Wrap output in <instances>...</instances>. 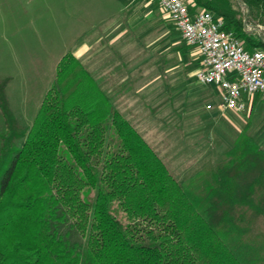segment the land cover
<instances>
[{
  "label": "trees",
  "instance_id": "16d2710c",
  "mask_svg": "<svg viewBox=\"0 0 264 264\" xmlns=\"http://www.w3.org/2000/svg\"><path fill=\"white\" fill-rule=\"evenodd\" d=\"M242 1L191 3L264 50L243 24L245 12L264 24V0ZM8 80L0 76V264H264V151L246 127L222 162L179 181L72 52L29 124L9 105Z\"/></svg>",
  "mask_w": 264,
  "mask_h": 264
},
{
  "label": "rangeland",
  "instance_id": "374dc122",
  "mask_svg": "<svg viewBox=\"0 0 264 264\" xmlns=\"http://www.w3.org/2000/svg\"><path fill=\"white\" fill-rule=\"evenodd\" d=\"M87 3L88 0H0V76L9 78L5 91L18 120L31 122L54 78L56 59L67 43L64 37L74 29H84L85 33L90 30L89 35L84 34L83 39L78 35L69 44L88 45L83 65L173 176L185 181L216 166L218 162L212 166L215 153L224 149L218 147L219 140H225L228 133L226 122L219 123L226 113L215 109V89L195 79L199 67L196 50L183 42L156 2L136 5L142 17L133 26L125 23L131 20L126 16L135 3L129 4L123 15V33L113 40L112 32L102 38L105 27H112L113 17L89 24L99 18L79 16ZM92 4L106 2L96 0ZM97 10L101 12L98 6ZM108 10L113 8L104 7L103 11ZM248 23L256 27L252 31L264 41V24ZM260 98L264 105V96ZM249 110L244 109L237 118L249 120ZM231 119L235 121L234 116ZM242 122L234 123L231 131L237 132ZM3 128L0 116V132ZM222 157L225 159L224 154ZM204 162L207 164L200 166ZM117 214L122 215L120 211ZM61 228L68 230L70 239L79 238L68 225Z\"/></svg>",
  "mask_w": 264,
  "mask_h": 264
},
{
  "label": "built area",
  "instance_id": "2783aa9c",
  "mask_svg": "<svg viewBox=\"0 0 264 264\" xmlns=\"http://www.w3.org/2000/svg\"><path fill=\"white\" fill-rule=\"evenodd\" d=\"M150 1L156 2L175 25L183 42L196 50L199 67L195 79L201 84L214 83L219 87L217 109L243 111L244 95L264 93V50H248L243 40L224 28L221 15L195 7L191 0ZM244 26L248 27L245 29L254 27L250 23Z\"/></svg>",
  "mask_w": 264,
  "mask_h": 264
},
{
  "label": "crops",
  "instance_id": "0c3cea01",
  "mask_svg": "<svg viewBox=\"0 0 264 264\" xmlns=\"http://www.w3.org/2000/svg\"><path fill=\"white\" fill-rule=\"evenodd\" d=\"M88 1H89V3L85 4L82 7V11L83 12L79 16L84 17V18H91V17L99 18L97 20H93L92 19L90 22H88L89 24L92 23V22L97 23V24L98 23H102L104 18H107V17L112 18L113 17V19H112L113 20L112 27H110L109 29H107V26L105 27V29H104L105 32L103 31L104 34L102 35V38H106L110 34V32L113 33V37H111V40L118 38L117 37L118 34H120V33L122 34L123 33V31L121 32V28H123L122 25L124 23L123 15H124V13L126 11H128V9H127L128 5L131 4L132 2L135 3V1H130V0H105L106 4H101V5L92 4V1H96V0H88ZM149 1L150 0H140V1L137 2V0H136L137 3L132 5L134 8L131 9L129 11V15L126 16V17H132V18H131V20H127L126 19L125 23H127V24L129 23L130 26L136 25L140 21L139 18L142 17V16H140V11L138 9H135L136 5L140 4V3L145 4V2H149ZM97 6L100 7V10H101L100 13L97 12L98 11L97 10ZM108 6L112 7L113 10H111V11L108 10L107 12H104L103 11L104 7H108ZM144 13H148V11L147 12L145 11ZM119 26H120V30L118 31V27ZM90 33H91L90 30L87 31V33H85L84 29H82L79 32H77L75 29L72 30L70 33H68L64 37V41L67 42L64 45L65 46L64 49H63V50H65L64 52H66V51L72 52L84 64L85 63L84 59L87 58L86 52L88 50V45L83 43V44H80V45L72 46V45L69 44L70 43L69 40L75 39L78 35H79V37H81L84 34L85 35H89ZM97 39L98 40L101 39V35ZM61 52L59 53L60 54L59 57L64 53V52H62V53ZM59 57L56 59L55 65H56ZM54 71H55V69H54ZM203 85L213 87V89H215V93H216L215 94V98H217V100H218L219 95H220L219 87L216 84H214V83H208V84H203ZM262 96H264V93L262 94ZM262 96H260V92H256L254 94H249V95L248 94L244 95V100H245V104H246L245 109L248 108V110H249V105L251 103H253L252 104L253 105L252 110H249L250 112L249 111L246 112V115L250 114L249 117H251V118H249V120H247V121L244 120L242 122L239 118H237V116L240 115L242 112L241 111H235V110H232V109L225 110L226 114L223 117V119L219 118L220 119L219 123H222L223 125H225V122H226V124H227L226 125L227 126L226 129H228V133H227V135H225V137L227 136V138L225 139L227 142H225V140H219L218 147L220 145L221 148L223 149V147H224V149L223 150L220 149V150H218V152L215 153V156L213 158V160L215 162H213L212 166L217 164V162L220 163V162H222L224 160L223 157H222L223 154L225 153V151H227L233 145L238 133L242 129H244L245 127H246V132L253 138V140L259 146V148L264 151V105L262 104V100L260 98ZM214 106H215V104H214ZM215 109H216V107H215ZM216 111H218V110L216 109ZM232 116L235 117V121L234 122L233 121L232 122L229 121V120H232L231 119ZM236 122H238V123L242 122V124H241L242 126L240 128H237L238 129L237 132H232L231 130L233 129V127H231V126L234 123H236ZM205 164H207V163L204 162L200 166H203Z\"/></svg>",
  "mask_w": 264,
  "mask_h": 264
},
{
  "label": "water",
  "instance_id": "95a60500",
  "mask_svg": "<svg viewBox=\"0 0 264 264\" xmlns=\"http://www.w3.org/2000/svg\"><path fill=\"white\" fill-rule=\"evenodd\" d=\"M240 4H242L244 6V3L242 0H238ZM247 11V8H246ZM246 16H247V12H245L244 16H243V24L246 25L248 22L246 20ZM248 31H252V30H257L255 27H252L251 29H246Z\"/></svg>",
  "mask_w": 264,
  "mask_h": 264
}]
</instances>
